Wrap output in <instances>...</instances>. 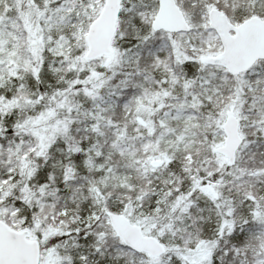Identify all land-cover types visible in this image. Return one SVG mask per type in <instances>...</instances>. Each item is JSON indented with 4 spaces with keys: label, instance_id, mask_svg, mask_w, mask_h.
I'll return each instance as SVG.
<instances>
[{
    "label": "snow or ice",
    "instance_id": "obj_1",
    "mask_svg": "<svg viewBox=\"0 0 264 264\" xmlns=\"http://www.w3.org/2000/svg\"><path fill=\"white\" fill-rule=\"evenodd\" d=\"M0 264H264V0H0Z\"/></svg>",
    "mask_w": 264,
    "mask_h": 264
}]
</instances>
